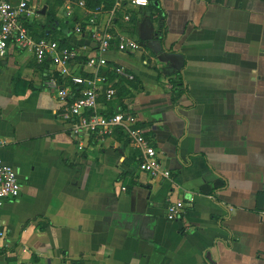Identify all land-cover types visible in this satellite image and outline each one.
<instances>
[{"label":"crops","instance_id":"1","mask_svg":"<svg viewBox=\"0 0 264 264\" xmlns=\"http://www.w3.org/2000/svg\"><path fill=\"white\" fill-rule=\"evenodd\" d=\"M84 1L29 0L33 35L66 39L80 55L72 72L89 75L98 53L90 19L101 7L104 26L122 2L112 28L139 48L104 56L136 81L116 83L106 68L117 93L100 108L135 115L171 176L143 171L120 129L79 149L60 116L67 104L46 87L49 64L11 47L0 59V156L21 192L0 206V264H264V0ZM60 79L70 99L79 95ZM170 204L182 205L176 220Z\"/></svg>","mask_w":264,"mask_h":264},{"label":"built area","instance_id":"2","mask_svg":"<svg viewBox=\"0 0 264 264\" xmlns=\"http://www.w3.org/2000/svg\"><path fill=\"white\" fill-rule=\"evenodd\" d=\"M84 6V0H66ZM131 6L146 7L150 0H130ZM70 4L68 8H70ZM97 7L90 23L94 29L90 31L91 38L97 43L96 55L90 56L86 64L93 71L89 75L74 74L71 63L78 59L77 47L71 44L62 45L59 40L51 37L37 38L33 35L31 26V8L29 0H0V59L7 56L13 46L31 52L38 63H48L51 71L46 80V87L59 92L60 99L67 104L60 116L66 123L70 135L77 143L79 149L83 147L84 140L94 134L106 135L120 129L129 138L131 144L141 151V169L151 177L171 176V171L165 169L160 161L159 153L148 139L145 130L138 126L135 115L126 110H117L106 114L101 111L100 99L112 101L117 93L115 82L120 80L132 81L133 73L122 65H109V60L104 54L115 47L119 51L135 50L139 44L123 32L112 28L116 13L123 9V4L117 1L109 12V19L104 26H98ZM130 20V14L125 15ZM81 31V25L76 26ZM106 68L116 76L115 82L107 80ZM67 77L78 87L79 95L70 99L69 86L63 85L60 77ZM21 183L17 170L5 163L0 156V206L7 200L20 195ZM183 212L182 205L170 204L167 207V218L178 219Z\"/></svg>","mask_w":264,"mask_h":264},{"label":"trees","instance_id":"3","mask_svg":"<svg viewBox=\"0 0 264 264\" xmlns=\"http://www.w3.org/2000/svg\"><path fill=\"white\" fill-rule=\"evenodd\" d=\"M88 1H89V4H91L92 6L96 7V6H98L101 3L102 0H88ZM157 10L161 11V8L158 7ZM47 14H48V24H49L48 26H49V29H50L52 27V25L55 24V21H57L58 18L56 17L54 11L53 12L52 11L48 12ZM162 16L164 17V15H162ZM29 25L31 26L32 32H34V30H33V28L35 27L34 21L29 22ZM160 33H161L160 34V42L163 43L164 39H165V36H166V25H165V23L161 27ZM41 37H51L53 39L59 40L62 45L68 44L66 39L57 38L52 31H50V32L45 31V28L42 29V35H40V37H38V38H41ZM116 65H113V66H116ZM172 76L173 77H171V79H172L171 81L173 83V93L176 94L177 96L183 95L186 92V88L184 87V80H183V77H182L181 73L180 72H176ZM135 81H136V79H135ZM122 110H126V108H123Z\"/></svg>","mask_w":264,"mask_h":264},{"label":"water","instance_id":"4","mask_svg":"<svg viewBox=\"0 0 264 264\" xmlns=\"http://www.w3.org/2000/svg\"><path fill=\"white\" fill-rule=\"evenodd\" d=\"M45 9H46V8H44V9H43V11H42V13H43V14H44V13H45V11H46Z\"/></svg>","mask_w":264,"mask_h":264}]
</instances>
